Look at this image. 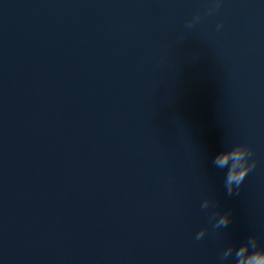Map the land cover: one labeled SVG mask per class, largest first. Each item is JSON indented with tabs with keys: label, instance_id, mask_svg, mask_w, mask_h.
Segmentation results:
<instances>
[{
	"label": "water",
	"instance_id": "1",
	"mask_svg": "<svg viewBox=\"0 0 264 264\" xmlns=\"http://www.w3.org/2000/svg\"><path fill=\"white\" fill-rule=\"evenodd\" d=\"M212 2L0 0V264L264 248V0ZM237 144L257 163L229 195Z\"/></svg>",
	"mask_w": 264,
	"mask_h": 264
},
{
	"label": "clouds",
	"instance_id": "2",
	"mask_svg": "<svg viewBox=\"0 0 264 264\" xmlns=\"http://www.w3.org/2000/svg\"><path fill=\"white\" fill-rule=\"evenodd\" d=\"M222 2L223 0H213L211 6L208 8V14H212L219 9ZM200 19L201 16L197 13L187 22L186 27L189 29L192 28ZM222 26L223 22L218 24L217 28L219 29ZM252 156L253 149L246 144H237L217 154L213 163L218 168L227 169L225 175V188L229 195L240 191L246 177L256 167L257 162L252 159ZM210 204V199H205L201 207L206 209ZM212 219L215 220V224L213 225L214 228L226 227L231 222L230 213L228 212L219 215V218H217V214L215 213ZM206 232L207 229L202 228L196 234V239H202ZM257 245V237L253 235L235 250L233 246L227 247L221 253L220 259L221 261L227 260L235 251V264H264V248H260Z\"/></svg>",
	"mask_w": 264,
	"mask_h": 264
}]
</instances>
